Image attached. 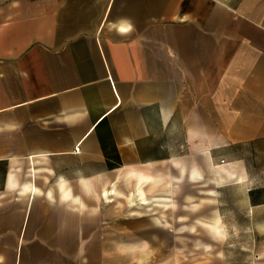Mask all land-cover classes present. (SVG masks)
Instances as JSON below:
<instances>
[{
    "label": "crops",
    "instance_id": "obj_1",
    "mask_svg": "<svg viewBox=\"0 0 264 264\" xmlns=\"http://www.w3.org/2000/svg\"><path fill=\"white\" fill-rule=\"evenodd\" d=\"M260 139L264 0H0V264L217 239L171 219Z\"/></svg>",
    "mask_w": 264,
    "mask_h": 264
},
{
    "label": "rangeland",
    "instance_id": "obj_2",
    "mask_svg": "<svg viewBox=\"0 0 264 264\" xmlns=\"http://www.w3.org/2000/svg\"><path fill=\"white\" fill-rule=\"evenodd\" d=\"M234 157L242 158L248 177L237 182H230L216 193L214 185L199 184L192 193L194 210H187L182 205L176 210L180 221L172 223L195 225L198 237L202 230L199 223L210 217L213 211L217 216L222 236L211 240L143 243V260L140 264H264V139L237 147ZM212 190V197L202 195L204 190ZM205 198H207L205 200ZM212 204L208 206V200ZM208 206V207H207ZM104 210L102 211V213ZM96 224V234L116 233L115 225L105 216ZM97 223V222H96ZM111 225V226H110ZM114 227V228H113ZM90 231L92 227L89 228ZM203 229V227H202ZM92 244V243H90ZM96 246V264H135L136 258H126L121 244L115 242H94ZM120 244V245H119ZM77 264H87L89 258L78 257Z\"/></svg>",
    "mask_w": 264,
    "mask_h": 264
},
{
    "label": "bare ground",
    "instance_id": "obj_3",
    "mask_svg": "<svg viewBox=\"0 0 264 264\" xmlns=\"http://www.w3.org/2000/svg\"><path fill=\"white\" fill-rule=\"evenodd\" d=\"M212 229L214 230V232H217V227L213 226Z\"/></svg>",
    "mask_w": 264,
    "mask_h": 264
},
{
    "label": "built area",
    "instance_id": "obj_4",
    "mask_svg": "<svg viewBox=\"0 0 264 264\" xmlns=\"http://www.w3.org/2000/svg\"><path fill=\"white\" fill-rule=\"evenodd\" d=\"M75 150L78 151V148H76ZM221 162H223V161H221Z\"/></svg>",
    "mask_w": 264,
    "mask_h": 264
}]
</instances>
